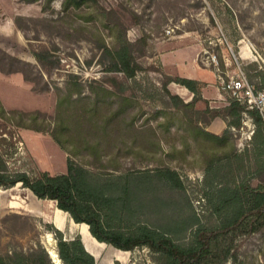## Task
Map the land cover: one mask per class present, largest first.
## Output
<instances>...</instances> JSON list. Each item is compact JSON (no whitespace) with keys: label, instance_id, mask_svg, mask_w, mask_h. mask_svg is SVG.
<instances>
[{"label":"rangeland","instance_id":"obj_1","mask_svg":"<svg viewBox=\"0 0 264 264\" xmlns=\"http://www.w3.org/2000/svg\"><path fill=\"white\" fill-rule=\"evenodd\" d=\"M63 2L0 0V103L5 110L37 112L28 117L13 113L4 120L15 142L11 168L31 176L43 171L64 173L67 158L101 173L172 168L185 185V191L171 195L180 210L154 209L150 215L160 225L167 224V215L184 217L187 199L196 205L193 199L201 193L205 146L210 142L200 136L194 140L192 125L209 118L207 107L222 103L194 98L190 108L167 98L169 105L164 106L135 88L121 92L112 78L122 81L124 74L106 71L110 58L104 48L130 42L132 60L138 65L135 79L146 86L162 87L168 80L166 71L183 66L186 74H197L228 99L230 94L221 82L236 76L239 69L256 89L264 77V0H98L79 7H64ZM74 80L80 85H73ZM58 116L67 124L64 132L73 143L64 141L62 146L52 138L50 130ZM254 128L245 114L242 126L233 130L240 151L250 147ZM61 135L65 140L66 135ZM93 143H97L96 152L85 147ZM74 148L73 153L67 151ZM230 160L237 177L253 169L250 158L244 159L245 167ZM55 206L54 200L38 199L21 184L0 188V253L28 250L38 242L45 249L52 242L56 251V240L46 228L53 223ZM64 218L66 237L80 231L97 264H161L165 260L146 245L120 250L96 242L88 226L79 224L78 231L67 213ZM185 237L189 239V233ZM227 241L230 253L238 258L221 264H264V226L251 233L230 234Z\"/></svg>","mask_w":264,"mask_h":264},{"label":"trees","instance_id":"obj_2","mask_svg":"<svg viewBox=\"0 0 264 264\" xmlns=\"http://www.w3.org/2000/svg\"><path fill=\"white\" fill-rule=\"evenodd\" d=\"M97 2L98 0H64L63 3L64 7H79ZM118 45L114 48L105 46L104 55L110 58L106 71L124 74L125 79L122 81L112 78L113 84L121 92L135 88L145 98L153 102L159 101L164 106L169 105L167 98H170L192 108L194 99L185 102L178 94L169 90L168 83L174 81L190 90L194 98H200L201 83L196 79L168 75V80L162 87L154 83L147 86L141 83L135 79L138 65L132 60L130 42L125 40ZM44 54L51 56L49 52ZM24 78L27 79V76ZM73 82V85H80L75 80ZM263 85L264 77L257 87ZM68 99L71 100L70 95ZM61 102L60 99L58 109ZM206 112L209 113V118L192 125L194 140L200 136L210 141L209 146H205L206 152L204 151L206 178L201 193L193 199L196 205L185 197L188 208L186 215L176 219L167 215L169 217L165 216L168 221L165 225L155 224L150 212L154 209L171 212L180 210L171 197L172 192L185 191L184 181L178 171L160 168L119 174L101 173L67 158L66 172L49 174L43 171L31 176L24 170L10 166L9 160L16 149L12 132L4 120L13 113L28 117L37 112L5 110L1 103L0 118L3 121L0 120V188L21 184L38 199L54 200L56 207L66 212L75 223L87 224L90 234L97 241L120 250H132L146 245L163 255L165 260L161 264H211L214 260L221 264L228 258L237 261V254L230 253L228 235H235L237 232L251 233L264 226V115L257 109H246L231 96L227 105L207 107ZM245 114L252 118L255 128L249 140L250 147L239 151L234 142L232 127H241ZM216 116L227 122V128L220 135L205 130V126ZM17 125L29 127L27 124ZM66 125L58 116L50 130L52 138L62 146L64 141H74L64 132ZM61 132L66 135L65 140L61 138ZM85 147L92 152L97 151V143ZM67 151L73 153L75 148ZM230 158L242 163L240 167H245L244 159H251L253 169L249 170L248 177H237ZM252 180H257V183H252ZM160 192L168 196L163 197L159 195ZM46 228L56 240V252L61 264H97L95 256L84 247L79 232L72 238H67L64 231L54 223L46 224ZM187 233L189 239L185 237ZM0 264L55 263L45 247L38 242L28 250L0 253Z\"/></svg>","mask_w":264,"mask_h":264},{"label":"crops","instance_id":"obj_3","mask_svg":"<svg viewBox=\"0 0 264 264\" xmlns=\"http://www.w3.org/2000/svg\"><path fill=\"white\" fill-rule=\"evenodd\" d=\"M181 61H182V59H181ZM181 61L179 62V65L181 64ZM181 65H183V64H181ZM167 67H168L167 64H165V62H164V68L167 69ZM185 71H186V69H184L183 66H177V67H173L171 70L166 71V74L169 75V76H172V77H184V78L196 79L202 85L200 87V98L205 99V100H209L210 103L217 102V101L222 103V106L215 105L216 107H223V106L228 104V99L224 96V94L219 90V88L217 86H213L214 88L211 89L210 86H209L210 84L205 85L206 82L203 81V79L200 76H198L196 74V76L192 77V76L186 74ZM167 86H168L169 90H171V92H173L175 94H178L180 97L182 96L181 98H184L185 102H189V101L194 99V94L190 90H188L185 86H183L182 84H179V83H176L174 81H171V82L168 83ZM226 128H227V122H226L225 119H223L220 116L214 117L205 126V130H207V131H209L211 133L217 134V135L222 134V132ZM232 130H237V129L232 127ZM237 149L239 150V148H237ZM56 210L58 212H60V214H57ZM52 211H53V223L55 224V226L57 225L59 229L64 231V227H65L64 214H66V212L62 211L61 209L57 208L56 206H55V209H53ZM57 219H58V223L56 221ZM70 220H72V219L70 218ZM59 222H60V225H58ZM76 224L78 226V231L80 229V227H79L80 225L79 224H84V225L87 226V224H85V223H76ZM87 232L90 234L89 230ZM64 233H65V231H64ZM79 233H80V231H79ZM80 235H81V233H80ZM65 236H67V235H65ZM81 239H82V236H81ZM96 242H98V241L96 240ZM89 245H90L91 248H94V250L98 249V246L95 243H93L92 241L89 242ZM88 251H90L95 256L94 252L91 249H89Z\"/></svg>","mask_w":264,"mask_h":264},{"label":"built area","instance_id":"obj_4","mask_svg":"<svg viewBox=\"0 0 264 264\" xmlns=\"http://www.w3.org/2000/svg\"><path fill=\"white\" fill-rule=\"evenodd\" d=\"M221 88L227 91L232 98L243 104L246 109H257L264 115V85L256 89L241 69H239L236 76L226 81L222 80ZM248 137L250 138L249 135Z\"/></svg>","mask_w":264,"mask_h":264},{"label":"bare ground","instance_id":"obj_5","mask_svg":"<svg viewBox=\"0 0 264 264\" xmlns=\"http://www.w3.org/2000/svg\"><path fill=\"white\" fill-rule=\"evenodd\" d=\"M47 244H48V251H49V253H50V256L53 258V259H56L57 260V254H56V251H55V249H54V245H53V243L52 242H47Z\"/></svg>","mask_w":264,"mask_h":264},{"label":"water","instance_id":"obj_6","mask_svg":"<svg viewBox=\"0 0 264 264\" xmlns=\"http://www.w3.org/2000/svg\"><path fill=\"white\" fill-rule=\"evenodd\" d=\"M82 240V239H81ZM82 243H83V241H82ZM83 245H84V243H83ZM84 247H85V245H84ZM86 248V247H85ZM46 250H47V248H46ZM86 250H87V248H86ZM47 252H48V254H49V256H50V253H49V251L47 250ZM90 252V251H89ZM91 253V252H90ZM56 254H57V252H56ZM92 254V253H91ZM93 255V254H92ZM51 257V256H50ZM52 258V257H51ZM60 261V259H59V257H58V254H57V261ZM52 261L56 264V259H53L52 258Z\"/></svg>","mask_w":264,"mask_h":264}]
</instances>
